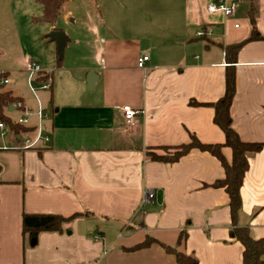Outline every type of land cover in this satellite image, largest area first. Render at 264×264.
Wrapping results in <instances>:
<instances>
[{"label": "crops", "instance_id": "0c3cea01", "mask_svg": "<svg viewBox=\"0 0 264 264\" xmlns=\"http://www.w3.org/2000/svg\"><path fill=\"white\" fill-rule=\"evenodd\" d=\"M91 1L82 38L91 44L90 61L34 60L42 70L32 81L34 93L27 72L29 96L2 89L23 105L18 110L11 104L4 114L16 120L15 114L27 111L23 128L40 126L49 140L25 150L19 136L9 135L8 147L0 149V264H176L158 243L130 250L147 237L193 255L200 264H241L242 245L229 236L227 194L213 186L224 177L218 159L192 149L163 163L149 160L146 152L162 153L161 147L186 144L190 136L205 144L224 143L209 104L224 93V47L249 37V1L247 10L230 16L209 13L208 0ZM237 1L225 0L235 9ZM253 3L256 29L264 36V0ZM70 16L63 14L64 23ZM56 29L46 24L49 33ZM66 35V43L78 44ZM142 55L149 60L139 69L136 59ZM233 66L232 128L242 141L263 144L246 154L237 225L260 239L264 40L244 44ZM88 71L97 75L91 90ZM46 74L52 79L48 90L41 89ZM123 105L137 112L131 123ZM221 153L229 163L230 148L223 146ZM146 191L153 199L143 204ZM23 213L79 216L62 232H42L32 241L22 233ZM181 231L187 237L176 246Z\"/></svg>", "mask_w": 264, "mask_h": 264}, {"label": "trees", "instance_id": "16d2710c", "mask_svg": "<svg viewBox=\"0 0 264 264\" xmlns=\"http://www.w3.org/2000/svg\"><path fill=\"white\" fill-rule=\"evenodd\" d=\"M42 6V15L39 18H33L34 22H43L50 26H55L56 22L64 14L65 0H35ZM249 1L247 18L250 25L249 37L239 43L231 44L224 47V57L227 63L224 74V93L214 103L209 104L213 108V122L224 134L223 144H205L201 143L196 137L190 136V142L176 147H161L162 153H156L152 150L146 152V157L151 161L173 163L192 149L208 152L218 159L224 169V177L213 183L216 188H223L228 197V207L230 211L229 230L230 238L240 242L242 245V263L241 264H264V238L254 239L250 236L247 227L237 225V215L241 204L240 187L243 177L248 169L246 154L259 151L262 143H251L242 141L238 134L232 128L230 117V106L235 94V71L234 63L238 51L244 44L253 40H264L255 24V6L253 0ZM58 30V29H56ZM4 78L0 74V79ZM44 79V77H42ZM18 99L11 96L10 92L3 91L0 86V121L14 131L27 132L29 129L22 126L13 125L11 119L4 114V109ZM192 105H197L194 101ZM225 146L231 150V161L228 163L224 159L221 148ZM78 214L70 217H62L55 214H28L23 213L21 216L22 233L34 241L42 232H62L63 225ZM186 231H181L176 246H179L186 240ZM153 243H158L166 253L174 255L176 264H200L199 261L191 254L178 251L176 247L168 246L157 240L147 237L143 242L130 248L131 251L140 250L149 247Z\"/></svg>", "mask_w": 264, "mask_h": 264}, {"label": "rangeland", "instance_id": "374dc122", "mask_svg": "<svg viewBox=\"0 0 264 264\" xmlns=\"http://www.w3.org/2000/svg\"><path fill=\"white\" fill-rule=\"evenodd\" d=\"M91 7V0H65L64 13L70 12V19L64 23L61 17L56 26L59 30H65L70 38H77L79 42L66 43L60 65L75 64V61L81 58L83 61H90L92 58L89 40L82 39L90 21ZM236 10L242 13L247 10V0L237 1L234 11ZM41 13L42 6L35 0H0V74L9 81L1 86L3 90L29 96L25 71L27 61H44L53 65L59 61L56 43L50 40L49 31L45 30L46 24L31 20ZM32 86L37 88L34 82ZM14 116L17 118L22 114L17 113ZM7 143V137L0 138V149L8 147Z\"/></svg>", "mask_w": 264, "mask_h": 264}, {"label": "built area", "instance_id": "2783aa9c", "mask_svg": "<svg viewBox=\"0 0 264 264\" xmlns=\"http://www.w3.org/2000/svg\"><path fill=\"white\" fill-rule=\"evenodd\" d=\"M206 9L209 13H217L220 12L224 16H230L234 10H235V3L226 4L225 0H208ZM235 27H238V24H235ZM149 60V57L147 55H142L137 57L136 59V67L139 69H142L146 62ZM26 72L28 75V86L30 90L34 93V88L31 85L33 79L36 77V75L42 73V70L40 66L34 62V61H28L26 63ZM9 83L8 79L2 78L0 80V86H3L5 84ZM52 84V79L49 75H45L44 79L41 81V89L48 90L50 89ZM15 109L21 110L23 108V105L20 101H16L12 104ZM122 112L125 118V121L127 123H131L134 116L137 114V112L132 109L129 105H123L122 106ZM37 117L41 119L44 114L42 110L39 108L37 111ZM11 123L13 125H18L25 127L28 124V113L27 111L22 112V116L17 118L16 120H11ZM11 136L13 139L16 136H19L22 145L21 149H33L38 147L41 143H47L48 142V136H46L42 128L40 126L35 127L33 130H29L27 132H20V131H14L10 129L7 125H5L3 122L0 121V138H4L6 136ZM153 199V192L152 191H146L142 198V203H146L149 200Z\"/></svg>", "mask_w": 264, "mask_h": 264}, {"label": "water", "instance_id": "95a60500", "mask_svg": "<svg viewBox=\"0 0 264 264\" xmlns=\"http://www.w3.org/2000/svg\"><path fill=\"white\" fill-rule=\"evenodd\" d=\"M49 38L51 41L56 43V53L59 60L63 57V50L66 42L69 40L67 35L62 30H53L49 33ZM97 80V75L93 71H88L86 76V84L88 89H92L94 83Z\"/></svg>", "mask_w": 264, "mask_h": 264}]
</instances>
